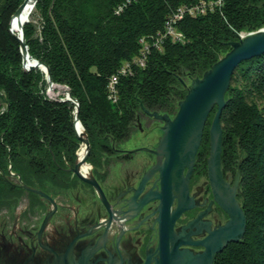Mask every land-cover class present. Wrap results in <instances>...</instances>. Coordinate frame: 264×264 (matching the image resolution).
Returning <instances> with one entry per match:
<instances>
[{
	"label": "trees",
	"instance_id": "obj_1",
	"mask_svg": "<svg viewBox=\"0 0 264 264\" xmlns=\"http://www.w3.org/2000/svg\"><path fill=\"white\" fill-rule=\"evenodd\" d=\"M199 1L37 0L39 29L24 23L26 44L31 57L48 66L54 86L63 85L78 100L90 161L95 152L126 141L145 110L175 114L187 92L185 78L201 76L239 32L264 26V0H205V12L176 18ZM22 2L0 0V203L22 192L39 197L21 183L60 193L70 184L61 166L74 163L80 146L73 104L61 100L63 95L50 97L45 73L22 65L19 42L9 30ZM168 22L181 40L163 36ZM141 38L150 47L144 66L137 63ZM225 99L221 160L239 175L246 229L214 264H264V54L236 67ZM207 126L199 149L202 166L209 149ZM11 173L19 183L11 181Z\"/></svg>",
	"mask_w": 264,
	"mask_h": 264
},
{
	"label": "water",
	"instance_id": "obj_2",
	"mask_svg": "<svg viewBox=\"0 0 264 264\" xmlns=\"http://www.w3.org/2000/svg\"><path fill=\"white\" fill-rule=\"evenodd\" d=\"M36 2L37 0H23L10 19L9 30L19 42L23 67L26 70L40 68L45 73L48 89L50 90L54 84L51 71L44 62L31 57L25 40L24 25L19 26V33H14L12 30V23L22 16L24 8H34ZM230 47V50L209 69L205 70L201 76L191 79L187 92L184 98L178 102V110L172 118L166 114L152 113L153 116L164 121L162 126L163 133L159 137L156 148H146L158 158L148 172L158 173L160 188L159 190L145 193L140 202L145 204L150 199L160 200L157 218L159 222V241L156 255L151 259L149 254L143 264H214L216 255L222 252L230 242H237L244 237L246 218L241 203L235 198L234 187H229L222 176V127L220 117L226 104L225 94L230 86L231 77L236 67L244 60L264 54V29L251 31L245 36L241 35L238 40L230 42ZM64 91L63 97L60 99L68 100L73 104L74 131L81 145H83V153L81 155L77 153V158L71 170L78 178L95 188L98 197L108 208L107 199L93 174L90 171L87 173L82 171V167L88 164L87 159L91 152V144L79 118L80 107L78 100L71 95L69 89L66 88ZM214 108L215 112L209 127L208 176L215 199L221 208L228 213L229 219L217 229L209 231V234L202 240L191 241L179 238L178 235L176 236L173 225L181 212L190 207L188 204L190 198L187 193L188 180L208 116ZM79 127H82L81 131ZM185 169L186 172L184 173ZM145 177L140 181L139 189L142 187ZM18 179L19 181L21 180L19 176ZM238 180L239 175H237L234 182V186L239 190ZM20 185L47 199L53 206L45 215L37 231V239L42 247L51 253L54 259L45 257L37 262L34 261V256L31 255L29 260L24 261L22 264H87V262H84V258L87 259L91 253L88 248L81 250L79 260L76 261L74 258V245L78 236L70 241L63 253H60L59 249L43 245L41 242L42 234L56 211L57 203L48 193L36 187L23 183ZM181 186L183 187L184 201L182 203L178 201L177 207L171 212L170 207L173 198L176 197V193L180 191ZM219 192L230 193V196L227 199L219 195ZM182 244L201 245L204 248L201 252L194 253L190 249L180 248ZM97 246L98 244L92 248L96 249ZM103 261L108 262L106 259ZM11 264H18V262L13 260Z\"/></svg>",
	"mask_w": 264,
	"mask_h": 264
},
{
	"label": "flooded vegetation",
	"instance_id": "obj_3",
	"mask_svg": "<svg viewBox=\"0 0 264 264\" xmlns=\"http://www.w3.org/2000/svg\"><path fill=\"white\" fill-rule=\"evenodd\" d=\"M144 114L147 113L144 112ZM130 137L124 142L112 143L110 146L104 147L100 151L101 159L98 158L96 160L94 157L95 160L90 161V155L87 159V163H92L88 172L90 171L93 174L100 185L107 199L108 208L98 197L95 188L82 181L71 170L75 161L72 164L67 162L65 166H61V171L68 173L70 184L61 189V192L58 193L60 194L59 196H64L63 190H72V192L75 190L73 196L76 203L80 204L82 198L79 197V194L81 192L93 194L95 196L94 206L91 209L93 210L91 212L93 218L82 220L76 211L72 212L71 238L63 243L60 239L59 243L56 242L54 244L42 239L43 245H49L63 253L70 241L78 236L74 245V258L76 261L80 258L81 250L86 248L91 251L87 259L84 258V262H87V264H143L149 254L151 259H153L156 255V247L159 241V222L157 218L160 200L150 199L145 204H141L140 199L147 192L159 190L158 173L148 172L153 164L146 168L140 160H124L126 156L130 157L135 154L130 153L129 148H127ZM135 152H139V150ZM147 153H149L148 157L155 155L150 151ZM104 154L108 157H105ZM198 156L197 154L195 157L188 180L187 193L190 198L188 202L190 207L181 212L173 225L176 236L178 235L179 238L191 241L202 240L209 234V231L217 229L229 219L228 213L221 208L215 199L208 176L207 159L205 166H202V164L200 165V160L197 159ZM221 170L224 181L228 183L229 187H234L235 198L239 201L238 194L240 189L238 190L234 186L238 175L237 171L225 169L222 165V160ZM117 171L120 176L114 179L112 173ZM185 172L186 169L184 170ZM144 176H146L144 183L139 189L140 181ZM177 204L178 200L174 197L170 207L171 212L177 207ZM58 208L59 205L57 204L56 211L52 217L58 212ZM64 224L59 225L57 234H62V229L66 227ZM154 239L157 242L156 246H149V241ZM36 242L37 245H34V243L30 244V256L33 255L35 257V253L39 249L45 253L42 258L54 259L51 253L38 242L37 236ZM97 244L96 249H93L92 247ZM180 248H187L196 253L201 252L204 247L201 245L182 244ZM14 250L13 248L12 251ZM105 259L108 262H104L103 260Z\"/></svg>",
	"mask_w": 264,
	"mask_h": 264
},
{
	"label": "rangeland",
	"instance_id": "obj_4",
	"mask_svg": "<svg viewBox=\"0 0 264 264\" xmlns=\"http://www.w3.org/2000/svg\"><path fill=\"white\" fill-rule=\"evenodd\" d=\"M29 21L33 22L35 25H37L39 29V16L34 15V9L30 15ZM258 29H264V26L259 27ZM257 29V30H258ZM256 31V30H255ZM251 31H241L238 34V38L242 35H247ZM231 48V47H230ZM230 50V49H229ZM228 50V51H229ZM224 55V54H223ZM40 69V68H39ZM198 77V76H197ZM195 78V77H194ZM192 78H185L184 85L188 87L191 83ZM64 89L63 85H61ZM47 93L50 97L56 98L59 95H63L64 92H62L61 88L55 87L53 90L49 91L47 89ZM148 111V112H147ZM147 114L139 115L137 121L134 123L132 135L127 143V148H129L130 153H135L133 156L124 158V160H140L144 163V166L147 168L148 166H151L157 161L156 155H151L148 157L147 152H149L147 149H154L157 146L159 137L162 135V126L164 125V121L153 116L152 113L157 112L158 114H166L168 117L172 118L173 113L172 112H164V111H157V110H145ZM210 112L206 126L208 127V133H209V127L211 125L213 115ZM206 126L204 129V132L206 130ZM203 132V134H204ZM203 137V136H202ZM202 143V141H201ZM201 143L198 148V151L195 155H199V149L201 148ZM81 142L80 146L77 149L76 155L78 151L81 148ZM139 150V152H135ZM101 151V150H100ZM95 152L93 154V157L96 158V160L99 158L101 159V152ZM133 151V152H131ZM91 154V152H90ZM209 154V149L206 153ZM207 155H205L207 159ZM105 157H108L104 154ZM200 165H203L202 157L204 158V155L200 156ZM199 160V156L197 157ZM92 163H88L89 169ZM114 179L120 176V174L117 172H113ZM11 181L14 183H19V179L11 173L10 177ZM64 196H59L60 194H53L50 193L49 195L57 202L59 205L58 212L49 220L47 227L45 229V232L43 234V240H47L51 244H54L56 242L59 243V240L61 239V242L68 241L72 236V226H71V218H72V212L76 211L78 213V216L82 220L91 219L93 218L92 211L91 210L94 206V199L95 196L90 193H80L79 197L82 198V201L80 204L76 203V200L73 196L75 193V190H63ZM37 194V193H36ZM240 203V200H239ZM52 209L51 203L41 197L31 196L27 192H22L17 197H9L2 203H0V264H11L13 260L18 262V264H22L24 261L29 260L31 248L30 244L34 243V245H37L36 243V234L39 230V227L45 217V215ZM66 220V221H65ZM66 223V224H64ZM64 224L68 228L62 229V234H57V229L59 228V225ZM156 239L153 241H149V246H156ZM59 245V244H58ZM15 249L12 251V249ZM157 248V247H156ZM45 253L41 250H37L35 253L34 261H41Z\"/></svg>",
	"mask_w": 264,
	"mask_h": 264
},
{
	"label": "built area",
	"instance_id": "obj_5",
	"mask_svg": "<svg viewBox=\"0 0 264 264\" xmlns=\"http://www.w3.org/2000/svg\"><path fill=\"white\" fill-rule=\"evenodd\" d=\"M222 0H213L212 2L215 3V4H220ZM205 0H200L197 4H194V5H190V6H187V7H184L180 10V14L176 15V18L177 17H181L183 13L187 12L189 14H197V13H203L205 12ZM163 36H170L171 39L173 40H181L182 39V35L176 31L174 25H173V22H168L165 24V31H164V34ZM141 43H142V54H141V57H139L137 59V63L140 65V66H144L145 65V59H146V55L149 51V45L148 43H146V39L145 38H141ZM117 82V78L116 77H112V80L110 82V87L111 89L113 90L114 89V86H115V83ZM114 91V90H113Z\"/></svg>",
	"mask_w": 264,
	"mask_h": 264
},
{
	"label": "bare ground",
	"instance_id": "obj_6",
	"mask_svg": "<svg viewBox=\"0 0 264 264\" xmlns=\"http://www.w3.org/2000/svg\"><path fill=\"white\" fill-rule=\"evenodd\" d=\"M32 11H33V7H31V8L30 7L24 8V10L22 12V16H20L16 22L12 23V30H13L14 33H16V32L19 33V26L20 25H24L25 22L29 21V18H30V15H31ZM54 85L55 84H53V87L49 91H51V90H53L55 88ZM58 87L61 88L62 92H65L64 91L65 89L63 87H61V86H58ZM79 130L81 131L82 130V127H79ZM78 153H79V155H81L83 153V145L81 146V148L78 151ZM88 167H89L88 165H84L82 167V171L84 173H87L88 172V169H89ZM149 173H151V172H149ZM182 190H183V187L181 186L180 191L178 193H176V198H177V200L180 203H182L184 201V197H183V193H182L183 191ZM218 194L219 195H222L223 197H225L227 199L230 196V193H226L225 194V192L224 193L223 192L222 193L219 192Z\"/></svg>",
	"mask_w": 264,
	"mask_h": 264
}]
</instances>
